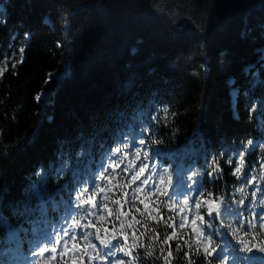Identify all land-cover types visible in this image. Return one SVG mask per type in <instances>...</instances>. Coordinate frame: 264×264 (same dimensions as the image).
I'll use <instances>...</instances> for the list:
<instances>
[{
  "label": "trees",
  "instance_id": "16d2710c",
  "mask_svg": "<svg viewBox=\"0 0 264 264\" xmlns=\"http://www.w3.org/2000/svg\"><path fill=\"white\" fill-rule=\"evenodd\" d=\"M134 147L224 199L213 245L264 246V0H0V240L102 169L96 257L218 264L164 196L127 194Z\"/></svg>",
  "mask_w": 264,
  "mask_h": 264
},
{
  "label": "rangeland",
  "instance_id": "374dc122",
  "mask_svg": "<svg viewBox=\"0 0 264 264\" xmlns=\"http://www.w3.org/2000/svg\"><path fill=\"white\" fill-rule=\"evenodd\" d=\"M44 96V94H43ZM122 161L124 166L129 167L128 181H130L133 195L140 199H149L152 195L165 194L166 189L169 190L167 199L173 202H179L183 204L179 209V215L184 217L186 223H190L195 234H202L196 220L200 217L199 209L196 207V199L190 196L189 193L182 190V185L177 180H173L168 186L166 180V174L163 168H160L157 164H151L146 159H139L133 161L131 155L123 156ZM147 165V167H145ZM144 168V172L140 173V169ZM133 177H138L135 181ZM163 178V179H161ZM145 181H147L145 183ZM168 187V188H167ZM188 203L185 204L184 201ZM212 206V202L209 205ZM86 210H88L86 208ZM195 221V224H193ZM74 230L66 228L65 224H62L57 230L53 232V235L47 236L45 239H40L37 242V251L32 261L33 264H54L58 261L60 263L79 264L81 251L78 245L74 242L75 237ZM59 240V244L56 241ZM55 247L56 251L53 253L52 248ZM41 249H44L41 252ZM85 264V259L83 261ZM104 264H117L116 261L109 260Z\"/></svg>",
  "mask_w": 264,
  "mask_h": 264
},
{
  "label": "snow or ice",
  "instance_id": "6c2138e0",
  "mask_svg": "<svg viewBox=\"0 0 264 264\" xmlns=\"http://www.w3.org/2000/svg\"><path fill=\"white\" fill-rule=\"evenodd\" d=\"M21 54L23 52V49L20 50ZM22 60V56H21ZM251 145V143H249ZM117 152L120 151V149H116ZM244 157L241 156L240 160L243 162ZM147 167V165H145ZM144 172V168L140 169V173ZM236 172H240V168H236ZM138 177H133V180L135 181ZM163 179V178H161ZM147 181H145L146 183ZM119 203V201H117ZM185 204L188 203L187 200L184 201ZM107 207V205H105ZM196 207L199 208L200 204L197 202ZM110 211V210H109ZM211 208H209V215H211ZM193 224H195V221H193ZM183 227V223L180 225ZM72 226L69 225V228ZM247 235V233H245ZM127 239V237H125ZM170 239V237H169ZM207 244L203 248V253L205 257H213L215 254V259L218 261V264H264V255H259V253H264V246L259 247L257 249V252L253 251V247L250 246L249 241L241 239L239 242V246L232 244V243H226L223 246L219 245H213L212 244V236L208 235L206 237ZM59 240L56 241L57 244H59ZM44 249H41V252H43ZM56 251V248H52V252L54 253ZM171 255V253H169ZM187 255V253L185 254ZM75 264V261L73 262ZM120 264H123V261H120ZM200 264H212L211 259H207L204 261H201Z\"/></svg>",
  "mask_w": 264,
  "mask_h": 264
}]
</instances>
